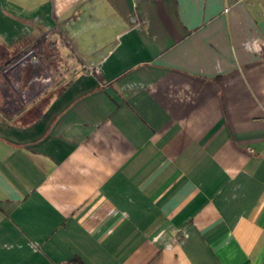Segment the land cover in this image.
I'll list each match as a JSON object with an SVG mask.
<instances>
[{"label":"crops","instance_id":"0c3cea01","mask_svg":"<svg viewBox=\"0 0 264 264\" xmlns=\"http://www.w3.org/2000/svg\"><path fill=\"white\" fill-rule=\"evenodd\" d=\"M0 33V264H264V0H0Z\"/></svg>","mask_w":264,"mask_h":264},{"label":"trees","instance_id":"16d2710c","mask_svg":"<svg viewBox=\"0 0 264 264\" xmlns=\"http://www.w3.org/2000/svg\"><path fill=\"white\" fill-rule=\"evenodd\" d=\"M43 48H46L47 50L50 48L48 47L45 42H44V39L43 37L42 38H39L37 39L31 46H30V50L33 51V53L36 55V56H41L43 55V52H42V49ZM26 51L28 50H24L22 51V54L25 53ZM19 56V54L17 56H14L10 61H13L15 60L17 57ZM60 264H83L78 258L76 257H73L63 263H60Z\"/></svg>","mask_w":264,"mask_h":264},{"label":"rangeland","instance_id":"374dc122","mask_svg":"<svg viewBox=\"0 0 264 264\" xmlns=\"http://www.w3.org/2000/svg\"><path fill=\"white\" fill-rule=\"evenodd\" d=\"M3 37L4 35L0 33V42H3V39H4Z\"/></svg>","mask_w":264,"mask_h":264}]
</instances>
